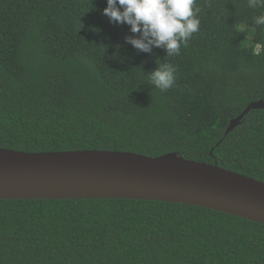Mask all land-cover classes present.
I'll return each instance as SVG.
<instances>
[{"label":"trees","instance_id":"1","mask_svg":"<svg viewBox=\"0 0 264 264\" xmlns=\"http://www.w3.org/2000/svg\"><path fill=\"white\" fill-rule=\"evenodd\" d=\"M106 0H0V147L175 153L264 182V25L247 0H196L179 55L139 52ZM246 25V39L239 28ZM176 68L161 91L147 73ZM0 264H264V225L131 199H0Z\"/></svg>","mask_w":264,"mask_h":264},{"label":"water","instance_id":"2","mask_svg":"<svg viewBox=\"0 0 264 264\" xmlns=\"http://www.w3.org/2000/svg\"><path fill=\"white\" fill-rule=\"evenodd\" d=\"M252 109L232 118L227 135ZM0 199H131L193 205L264 225V182L175 153L0 147Z\"/></svg>","mask_w":264,"mask_h":264},{"label":"clouds","instance_id":"3","mask_svg":"<svg viewBox=\"0 0 264 264\" xmlns=\"http://www.w3.org/2000/svg\"><path fill=\"white\" fill-rule=\"evenodd\" d=\"M196 0H106L102 14L109 23L127 25L133 34L125 42L139 52L151 53L161 48L167 56L179 55L193 34L200 30ZM249 8L264 9V0H247ZM257 26L264 25V12L254 18ZM176 68L162 63L147 73L149 85L161 91L175 83Z\"/></svg>","mask_w":264,"mask_h":264},{"label":"rangeland","instance_id":"4","mask_svg":"<svg viewBox=\"0 0 264 264\" xmlns=\"http://www.w3.org/2000/svg\"><path fill=\"white\" fill-rule=\"evenodd\" d=\"M239 28L243 32L244 36L246 37L247 40H249L252 36V30L246 25H240Z\"/></svg>","mask_w":264,"mask_h":264}]
</instances>
